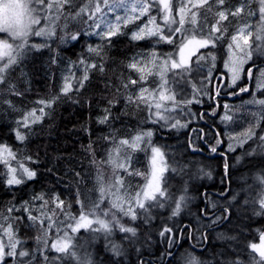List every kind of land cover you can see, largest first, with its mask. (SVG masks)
<instances>
[{
	"label": "snow or ice",
	"instance_id": "6c2138e0",
	"mask_svg": "<svg viewBox=\"0 0 264 264\" xmlns=\"http://www.w3.org/2000/svg\"><path fill=\"white\" fill-rule=\"evenodd\" d=\"M257 12L259 20L255 26L243 19L245 14L255 17ZM206 13L212 14L211 20ZM74 24L77 27H73ZM129 24H133L131 40L151 38L156 44L171 45L172 51L158 55L152 48L146 56L138 53L127 62L130 70L127 77L121 74L115 80H104L107 49L113 45V37L125 34ZM0 34H4L0 37V92L16 96L23 93L8 79L11 72L32 50L39 52L49 48L52 51L48 43H30L32 36L47 38L53 43L58 36L60 44L72 48L81 42V36L96 37L99 41L87 45L88 55L80 52L75 60L69 59L61 68L58 94L35 100L33 107L24 109L16 117L11 132L17 141H26L32 126L49 114L61 96L72 99V93L79 95L82 89L86 90L96 72L100 73L104 89H116L96 116L98 124L111 129V121L126 115L128 106L135 105L137 110L147 111L145 119L148 124L157 126H141L142 120L132 134L119 138L115 130H111L100 137L108 145L106 157H101L100 161L96 159L95 142L91 137L86 145H80L83 160L96 168L92 179L99 195L95 200L86 203L79 187L80 181L87 179L88 174L69 168L68 171L74 172L75 176V179L69 177V182L76 187L74 197L41 191L20 204L9 203L7 214L0 209V264H50L46 252L49 248L64 257L71 256L75 264H95L87 251L81 256L78 249H85L101 237L105 251L111 254L107 264H203L191 251L180 252L185 235L202 244L209 229L230 222L224 213L230 211L231 205L224 207V213L217 214V203L206 191L199 193L204 198V207L197 213H190L192 218L185 222V210L197 199L196 186L191 182L197 175L210 176L211 173H206L198 165L194 170L192 159H177L175 154L168 158L164 147L153 142V136L157 129L179 132L187 128L190 121L204 120L206 116L213 120L218 116L221 123L231 119L228 115H221L211 103L206 113L197 115L193 111L191 105L203 104L204 96L212 101L213 91L216 98L225 94L224 89L233 96L237 95L236 89L240 93H251L252 99L244 103L259 105L264 114V98L257 99V93L243 80L245 75L249 83L255 79L256 88L261 89L259 96L264 97V61L258 63V59L264 57V0H235L234 3H228V0H178V3L173 0H0ZM220 61L224 72L220 71ZM51 64H59L55 56L51 57ZM133 71L135 77L131 75ZM149 77L159 78L155 87L145 85ZM213 81L215 88L211 87ZM121 95L124 108L115 112ZM85 102L90 104V99L86 98ZM0 103L13 111H20L10 99L0 98ZM259 121L260 117L256 116L255 122H250L248 127L241 131L226 130L223 136L219 131L213 136L211 126L208 131L200 128L197 139H204L208 150L216 153L217 146L227 138V151L240 147L243 149L241 156L254 157L258 150L264 153V125ZM225 127L227 129V124ZM258 127L260 132L256 131ZM248 141L254 146L245 147ZM187 147L193 154L200 151L190 133ZM20 151H14L7 143H0V163L6 169L0 173V183L8 190L37 177V170L24 161L38 163V157L18 156ZM138 151L144 152L148 159L147 172L133 165V153ZM220 155L225 154L221 152ZM241 156L236 157L237 162ZM105 164L112 169L108 177L101 170ZM224 167L227 173L226 156ZM134 176L142 177L144 182L133 184L131 177ZM256 179L264 186V170ZM173 180H176L175 184L171 183ZM229 199L235 201L237 195L233 194ZM255 200L259 208L264 209V191L258 193ZM244 203H248L247 198ZM17 212L21 214L16 215ZM255 214L261 213L256 211ZM21 225L36 231L34 247L28 248L21 240ZM82 230L87 234L83 242L79 235ZM117 232L119 239L115 238ZM257 232L259 243L250 241L247 248L259 260L251 257L249 264H264V230ZM49 233L54 234L50 236ZM229 239L235 240L236 237ZM100 264L105 261L101 260ZM229 264L245 262L237 259Z\"/></svg>",
	"mask_w": 264,
	"mask_h": 264
},
{
	"label": "trees",
	"instance_id": "16d2710c",
	"mask_svg": "<svg viewBox=\"0 0 264 264\" xmlns=\"http://www.w3.org/2000/svg\"><path fill=\"white\" fill-rule=\"evenodd\" d=\"M234 2L235 0H228V3ZM206 14L209 20H211L212 14ZM243 19L251 26H255L259 20V13L257 12L255 17H249L245 14ZM135 23L137 24L138 22L136 21ZM72 26L77 27L75 24ZM132 28L133 24H129L125 28V34L112 38L114 43L106 52L104 80H115L121 74L127 77L130 72L127 68V62L138 53L146 55L148 50L156 44L151 38L141 41L131 40L130 31ZM3 36L4 34H0V37ZM55 41L53 43L48 39L43 40L42 42L50 45L52 51L49 48L41 49L39 52L32 50L23 60V63L16 66L15 70L8 76V79L23 93L22 96H16L9 92H0V98L12 100L17 109L20 110L13 111L8 105L0 103V143H7L14 151L17 149L21 150L18 156L30 155L33 159L38 157V163L24 161L27 166L37 170V177L35 179L25 180L23 184L14 186L13 190H8L3 183H0V209H3L5 214H7L9 203L20 204L23 200H30L35 192H59L64 197H74L76 187L69 182V177L75 179V176L74 172L68 171L69 168L88 174L87 179L80 181L79 187L85 195L86 203L88 200H95L99 195L92 179L96 168L83 160L84 154L81 152L80 145H86L91 137L95 142L96 159L100 161L101 157H106V148L108 146L107 142L100 139V137L108 134L111 130H115L117 138H119L125 134H132L142 120L144 123L141 126L157 127L148 124L145 119L147 111L137 110L135 105L128 106L126 115H120L119 118L113 119L111 121V129L106 125L98 124L96 116L101 113V107L106 103L108 97L115 94L116 89L115 87L104 89L100 83V73L96 72L86 90L82 89L79 95L72 93V99L61 96L53 105V109L50 110L49 114L39 123L32 126V131L26 141L24 143L17 141L11 132L16 117L21 115L24 109L33 107L35 100L58 94L61 68H63L69 59L75 60L80 52L88 55L86 49L89 43L94 45L99 42L96 37L88 38L81 36V42L75 48H72L71 45L60 44L58 36L55 38ZM155 49L159 55H163V53L172 51V46L161 42L157 44ZM52 56L58 59V65L51 64ZM262 61H264V57L258 59V63ZM220 64V71L224 72L223 62L220 61ZM204 71H207L206 67ZM131 75L135 77L136 73L133 71ZM243 80L245 84H249V87L257 93V99L264 98L259 96L261 89L256 88L255 79L249 83L247 76H243ZM155 81H157L156 77H150L145 82L150 87H155ZM196 81L197 83L199 82L198 75L196 76ZM180 86H183V84L181 83ZM211 87L215 88L214 81ZM188 91L190 92L191 89L189 88ZM223 91L225 94L219 98L209 101L208 97L204 96L203 104H194L191 107L199 115L201 112L206 113L207 106L211 103L221 115H228L231 119L225 123H221L218 116L214 120L206 116L204 120L190 121L189 126L181 129L179 132L168 129H157L153 136V142L164 147L168 158H171L175 154L177 159H192L194 161V170L198 165L203 167L206 173H211L210 176L197 175L191 182L196 186L197 199L185 210L183 216L185 222L192 218L190 213H197L199 208L204 207V198L199 193L206 191L210 199L217 203V214L224 213V207L229 204L231 205L230 211L224 213L229 217L230 222L225 221L213 229H209L206 234L207 239L202 244H197L185 235L180 252H183L185 249L191 251L203 264H229L230 261L237 259L244 261L245 264H249L251 257H255L256 260H258V257L247 248V243L250 241L257 242L259 240L257 230H264V209H260L258 201L255 200L258 193L264 191V186L256 179V177L262 174V170H264V163L261 162L264 161V153H259L258 150L254 157H249L241 156L243 149L240 147H236L233 151H227V138H224L222 143L217 146V152L212 153L208 150V144L205 143L204 139H197V133L200 128L208 131L210 126L213 130V136L217 131L222 136L226 130L241 131L243 128L248 127L250 122H255L256 116L260 117L259 122L261 125H264V114L260 112L259 105L244 103L252 99L251 93H240L236 89L237 95L233 96L227 94L228 89H224ZM101 92L105 93V95L102 96ZM212 96H217L215 91L212 92ZM86 98L90 99V104L85 102ZM73 100H77L78 102L73 103ZM98 101L99 104L97 103ZM223 104L228 105V108L225 109ZM122 108H124V100L121 95L114 111L119 112ZM182 118L187 119V117ZM225 124H227V129ZM82 126L87 127L89 131H84ZM193 129L196 131H193ZM260 130L259 127L256 129L257 132H260ZM189 133L191 134V139L200 148L198 153L193 154L192 150L187 147ZM249 145H252L251 141H248L245 147ZM221 152L225 155H220ZM184 153L187 155L182 156L181 154ZM68 154L72 155L69 156ZM225 156L229 165L227 173L224 167ZM237 156H241L239 162L236 160ZM132 162L135 168L143 172L148 171V159L144 152H134ZM49 168L52 171H48ZM104 168L111 169L106 164L102 166L101 170ZM4 171V167L0 165V173ZM166 175H170V173H166ZM131 180L133 184L137 182L143 183V179L139 176L131 177ZM176 180H179V177H176ZM176 180L171 181V183L175 184ZM233 194L237 195V199L230 201L229 198ZM246 198L248 200L247 204L244 203ZM76 207L78 210V206ZM256 211L261 214H255ZM20 214V212L16 213V215ZM24 218L27 219L26 215ZM53 234L49 233L50 236ZM19 235L25 246L28 248L35 246L36 231L34 229L28 230L21 225ZM79 235L82 240L87 234L82 230ZM232 236H235L236 239H229ZM119 237L120 234L117 232L115 238L119 239ZM194 244L195 247H193ZM91 247L93 251H96V254L91 257L95 261V264H100L101 260H104L105 264H107L111 254L105 251L103 237L98 240L97 245L92 244ZM46 252L49 256L50 264L56 263L52 260L55 252L50 248ZM65 264L74 263L67 262Z\"/></svg>",
	"mask_w": 264,
	"mask_h": 264
},
{
	"label": "rangeland",
	"instance_id": "374dc122",
	"mask_svg": "<svg viewBox=\"0 0 264 264\" xmlns=\"http://www.w3.org/2000/svg\"><path fill=\"white\" fill-rule=\"evenodd\" d=\"M173 2H177L178 3V0H173ZM177 19H178V17H177ZM138 23H139V21H137ZM137 23V24H138ZM160 23H163V21H160ZM47 38H42V37H35V36H32L31 38H30V43H34V42H42L43 40H46ZM250 40H251V38H250ZM157 46V44H155V45H153V47H151L150 49H152V48H155ZM157 54L159 55V53L157 52ZM147 55V54H146ZM145 55V56H146ZM246 76V75H245ZM150 78V77H149ZM157 78V80L159 79L158 77H156ZM239 81H237V83H238ZM145 83V85L146 86H149L150 87V85L149 84H147L146 82H144ZM233 86H235V85H233ZM215 98H216V96H214V99L213 100H215ZM224 106L226 105V104H223ZM149 155H150V150H149ZM13 163H15L14 161H13ZM25 163V162H24ZM26 164V163H25ZM0 165H2L3 166V164L2 163H0ZM27 165V164H26ZM4 167V166H3ZM104 170V171H103ZM102 170V172L104 173V175H105V177H108L110 174H111V171H112V169H107V168H104ZM148 170H149V162H148ZM5 171H6V169H5ZM140 177V176H139ZM140 178H142V177H140ZM143 179V178H142ZM144 182V181H143ZM81 242H83V239L81 240ZM256 243H259V240L256 242ZM98 244V240L95 242V243H93V245H97ZM92 245V244H91ZM91 245L90 246H87L85 249H78V252H79V254L81 255V256H83L84 255V253H85V251H87L89 254H90V256L91 257H93L95 254H96V251H93L92 250V247H91ZM54 257H60V259H55V260H53L54 262H56V263H54V264H65V263H67V262H72V263H74L75 264V261L71 258V256H68V257H64V255L63 254H61V253H55V255H54ZM258 257V256H257ZM53 258V257H52ZM258 260H259V257H258Z\"/></svg>",
	"mask_w": 264,
	"mask_h": 264
}]
</instances>
